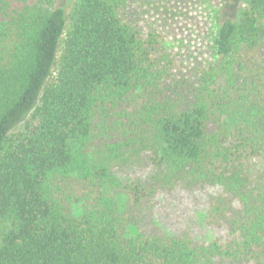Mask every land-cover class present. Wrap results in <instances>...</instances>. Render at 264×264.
I'll return each mask as SVG.
<instances>
[{
  "label": "trees",
  "instance_id": "trees-1",
  "mask_svg": "<svg viewBox=\"0 0 264 264\" xmlns=\"http://www.w3.org/2000/svg\"><path fill=\"white\" fill-rule=\"evenodd\" d=\"M146 16L0 0V264H264V0L190 68ZM206 187L215 239L156 225L158 194Z\"/></svg>",
  "mask_w": 264,
  "mask_h": 264
},
{
  "label": "rangeland",
  "instance_id": "rangeland-1",
  "mask_svg": "<svg viewBox=\"0 0 264 264\" xmlns=\"http://www.w3.org/2000/svg\"><path fill=\"white\" fill-rule=\"evenodd\" d=\"M60 2L62 0H59ZM150 27L160 32L165 45L184 66L209 57L218 23L234 3L241 0H141ZM152 22V24H151ZM147 171L134 169L125 177H145ZM217 193L206 187L192 192L176 190L155 198L154 220L168 234L188 232L195 239L210 242L221 231L206 224L210 198Z\"/></svg>",
  "mask_w": 264,
  "mask_h": 264
}]
</instances>
